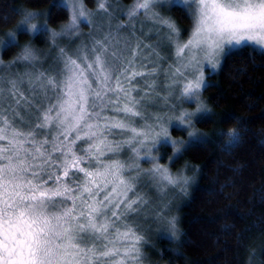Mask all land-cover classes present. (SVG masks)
Wrapping results in <instances>:
<instances>
[{"label": "snow or ice", "instance_id": "obj_1", "mask_svg": "<svg viewBox=\"0 0 264 264\" xmlns=\"http://www.w3.org/2000/svg\"><path fill=\"white\" fill-rule=\"evenodd\" d=\"M167 2L135 0L124 13L127 26L93 27L90 16L111 19L109 0H97L96 13L82 0H68L70 22L61 32L48 30L55 55L47 69L41 70L31 46H24L11 65L0 61L5 69L17 64L25 69L0 71V264H142L147 241L139 221L150 205L138 185L148 179L159 192L169 186L183 192L190 183L152 155L161 137L169 140L165 125L173 117L150 109L174 112L169 99L175 96L195 101L197 112L206 111L200 101L206 87L202 62L215 68L225 45L264 50V0H176L194 21L183 43L176 25L155 11ZM35 18L24 14L0 46H19L22 27L42 32L46 26L38 27ZM133 21L150 27L137 29ZM81 22L93 27L87 41L80 35ZM125 30L128 36L122 35ZM159 30H166L163 40L175 46L174 66L166 72L157 71L159 45L146 42ZM61 35L79 36L81 42L66 49L55 44ZM161 74L164 80L157 84ZM194 115L181 110L174 117L189 128L190 138L197 137ZM238 139L229 132L225 151ZM170 142L179 153L183 142ZM196 142H204L203 136ZM125 148L131 154L126 162L119 160ZM141 159L153 167L145 172ZM153 221L176 236L175 217L157 209Z\"/></svg>", "mask_w": 264, "mask_h": 264}, {"label": "trees", "instance_id": "obj_2", "mask_svg": "<svg viewBox=\"0 0 264 264\" xmlns=\"http://www.w3.org/2000/svg\"><path fill=\"white\" fill-rule=\"evenodd\" d=\"M85 3L95 6V0ZM36 11L52 28L70 18L55 0H0V41L22 14ZM171 13L188 36L191 13L177 4ZM43 35L30 42L41 45ZM28 39L20 34L19 46L3 48L2 59L14 57ZM209 77L204 97L211 112L195 122L204 142L193 140L173 163L183 165L185 176L194 175L188 194L172 205L178 231L175 237H147L142 264H264V51L251 45L233 49ZM229 132L239 139L225 151ZM157 151L163 163L173 155L167 144Z\"/></svg>", "mask_w": 264, "mask_h": 264}, {"label": "rangeland", "instance_id": "obj_3", "mask_svg": "<svg viewBox=\"0 0 264 264\" xmlns=\"http://www.w3.org/2000/svg\"><path fill=\"white\" fill-rule=\"evenodd\" d=\"M55 2L59 3V4H63L68 8V0H55ZM109 2L112 5V7H110L108 9V11L111 12V14H112L111 19L105 20L99 15L90 16L89 19L92 21L93 27H96L98 25H106L107 23H111L113 25L124 24L125 26H127L129 24V21H128L127 17L124 15V13L128 8H130L133 5L135 0H133L131 3H125L122 0H109ZM82 4H83V7L89 13H96L97 12V7H98L97 6V0H95V6L93 8L88 7L85 3V0H82ZM176 4H177L176 0H170V2L163 3L159 6H157L155 8V11L158 12L162 17L170 20L171 22H173L176 25V28L178 29V32H179V42L183 43V42H187L188 39L190 38V35H191L193 27H194V21L192 18L191 30H190L189 35L186 37L183 36L182 35V33H183L182 27L177 22V20L172 16V13H171V7L173 5H176ZM192 7L194 8L195 6H192ZM184 8H187V7H184ZM25 12H27V11L25 10ZM32 13L36 14V18L33 19V23H35L38 27L46 26L44 28V30L42 31L44 33L43 36L46 37L45 40L42 41L41 45L40 44L34 45L30 41H32V39H35L37 37V35L41 32H37L35 34L27 33L26 28L22 27L20 34H26L29 39L23 44V46L21 47L19 52L9 60H3L2 59L3 58L2 57L3 47L0 46V61H2V65H11L12 61L16 60V58L21 54L24 46H31V48L35 51V53L38 57V65H42L41 70L47 69L49 67V65L52 64V58L55 55V48H54V45L52 42L53 38L51 37V34L48 30H51V32H61L62 29H65L66 26L68 25V23L70 22V18L66 24L60 25L57 28H52L47 24V22L45 20H42V18H40L41 15H40V13H38V11L32 12ZM24 14H26V13H24ZM23 18H24V15L22 14L20 16L15 28L13 29V31L17 30V28L20 24V21L23 20ZM143 19H144L143 17H140V20H143ZM133 24L136 26L137 29H139L141 27H146V28L150 27L148 25H141L140 21H133ZM79 27H80V35L83 37L84 41H87L88 34L93 31V27H89L83 22L80 23ZM164 31H166V30H159V35H157L156 32H151L152 38L146 42L153 44V45H159V47H157L156 51L159 53V55L162 59L160 60L159 68L157 69V71L163 70L164 72H166V71H168L170 65L174 66L175 46L174 45L169 46L168 42L163 40ZM20 34H18V37H17L18 42H19ZM135 34H136V36H139L140 35L139 30H137ZM122 35L128 36L129 31L128 30L123 31ZM80 42H81V39L79 36L71 37V36H67V35H61V36H58L55 38V44H57L61 47H64L66 49L75 48L80 44ZM243 45H251L254 48L262 50L258 46L253 45V44H243ZM243 45L232 46V47L225 45L223 52H221L220 55L217 56L213 61L216 64L215 68H213L212 65L210 63H208L207 61L202 62L201 66H200V70L203 73V79H204L205 85H207V83H209V81H210L209 76L214 74V73H217L220 70L225 55L228 52L232 51L233 49H237ZM185 51L187 52V50H185ZM262 51H264V50H262ZM2 65H0V71H2L3 74H5V75L11 74V73H16V72L23 73L25 71L24 67L20 64H17L15 66H12V67L6 68V69L3 68ZM189 78H191V77H189ZM163 80H164V77L161 74L160 79L157 80L156 83L159 84ZM160 94L164 95L165 93L161 92ZM200 101L205 105L206 111L197 112V104L195 101H191V100L181 101L175 96L170 97V99H169V104H174L176 106L174 112H169L167 107H164V108L154 107V108L150 109V111L153 112L154 114L167 115V116L173 117V119L171 120V123L165 125L168 128L169 140H165L163 137H161L159 143L157 144V147L152 150V155L156 157V162L160 166L167 168L169 170V172L172 173L173 175H179L182 173L185 176V172H184L185 169L183 168L182 164H177L176 167H173L174 166V164H173L174 160L179 156L183 147L187 146L193 140L198 139L199 131L195 128V122L198 119L208 115L211 112V109H210L209 105L207 104L206 99L204 97V89L201 92ZM181 110L195 113V115L192 118V126H193L192 130H194L197 133L196 138H190L188 136L189 128L185 124H181L178 119L174 118L176 115L179 114V112ZM137 124H139V121H137ZM174 128L180 130L181 135H179L178 137L174 136L173 132H172ZM182 132L185 134L184 136H182ZM110 139H112V138H110ZM115 139H121V138L117 137ZM170 141H176L178 144H180V142H183L182 144H180V152L179 153L174 154V148H173V145ZM162 144L170 145L173 148V155L169 158L168 162H166V163H163V161L161 159V155L157 151L159 146ZM130 155L131 154L125 148L120 153L119 160L126 162V161H128ZM141 156H143V152L141 153ZM138 163H139L140 168L144 169L145 172L148 169L153 167L152 163L147 162L143 159L139 160ZM186 177H188L190 179V183L187 185L186 190L183 192L180 191L178 188H173L171 186L167 187L163 192H159L158 189L153 186V184L151 183L150 180L142 179L141 184L138 185V191L140 192V194L142 196H144L149 201V205H150V207L147 208V210L143 214V217L139 221L141 228L143 229L141 234L143 235L144 240H146L147 237H149L151 235H152V237L156 236L157 233H163V234L167 233V234L172 236L171 231L168 230L166 226H161V225L154 223L153 212H154V210L161 209L163 214L168 215L170 218L171 217L177 218V216L173 212L172 205L175 203L177 204L179 202V200H181L180 199L181 197L186 196L188 194L189 190L194 185V183H193L194 175L186 174ZM143 244H145V243H143ZM143 244H142L141 251H142V255L144 256Z\"/></svg>", "mask_w": 264, "mask_h": 264}]
</instances>
